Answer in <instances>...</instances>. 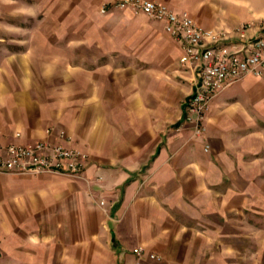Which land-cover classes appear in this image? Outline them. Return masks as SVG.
I'll return each instance as SVG.
<instances>
[{
  "label": "crops",
  "instance_id": "obj_1",
  "mask_svg": "<svg viewBox=\"0 0 264 264\" xmlns=\"http://www.w3.org/2000/svg\"><path fill=\"white\" fill-rule=\"evenodd\" d=\"M113 1L0 0V153L88 154L78 176L0 172V264H134L138 246L142 264H264V78L223 89L195 135L199 63L162 20L102 11ZM160 1L221 43L264 26V0Z\"/></svg>",
  "mask_w": 264,
  "mask_h": 264
},
{
  "label": "built area",
  "instance_id": "obj_2",
  "mask_svg": "<svg viewBox=\"0 0 264 264\" xmlns=\"http://www.w3.org/2000/svg\"><path fill=\"white\" fill-rule=\"evenodd\" d=\"M133 12L145 13L162 20L165 29L181 41L183 65L199 63L198 80L195 90L187 102L185 120L195 127V135L205 130L204 121L215 96L229 85L252 75L264 78V26L253 37L245 36L248 23H241L237 30V40L221 43L227 35L225 30H216L202 25L188 11H177L160 0H114L106 3ZM207 42L215 45L208 46ZM51 130L49 129L48 132ZM21 134L18 133L17 136ZM209 150V147H206ZM88 154L76 147L42 140L25 144L13 142L0 153V172L19 175L59 174L78 176L84 169ZM138 259L134 264H142L140 257L144 248L134 249ZM153 259L160 256L151 253Z\"/></svg>",
  "mask_w": 264,
  "mask_h": 264
},
{
  "label": "rangeland",
  "instance_id": "obj_3",
  "mask_svg": "<svg viewBox=\"0 0 264 264\" xmlns=\"http://www.w3.org/2000/svg\"><path fill=\"white\" fill-rule=\"evenodd\" d=\"M106 4V3H105ZM103 4L101 6V9L103 8V6L105 5ZM30 26H42V20H39V19H31V21L29 22ZM27 176H35L33 174H26ZM41 175V174H39Z\"/></svg>",
  "mask_w": 264,
  "mask_h": 264
}]
</instances>
